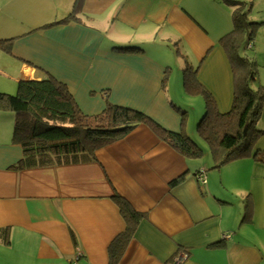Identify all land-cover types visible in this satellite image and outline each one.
<instances>
[{"label": "crops", "instance_id": "0c3cea01", "mask_svg": "<svg viewBox=\"0 0 264 264\" xmlns=\"http://www.w3.org/2000/svg\"><path fill=\"white\" fill-rule=\"evenodd\" d=\"M236 1L250 23H264V0ZM234 9L224 0H0V41L11 40L0 50V91L15 89L8 79L50 76L86 116L125 107L204 142L196 132L204 101L186 92L183 71L219 113L231 110L220 41ZM256 47L264 50V25L243 50ZM13 124L0 109V264H110L109 247L127 227L115 195L139 216L113 264H170L181 253L182 264H264V163L253 158L264 155V134L247 156L215 166L210 150L186 158L142 124L92 162L25 167Z\"/></svg>", "mask_w": 264, "mask_h": 264}, {"label": "trees", "instance_id": "16d2710c", "mask_svg": "<svg viewBox=\"0 0 264 264\" xmlns=\"http://www.w3.org/2000/svg\"><path fill=\"white\" fill-rule=\"evenodd\" d=\"M224 1L236 7L232 15L233 29L220 41L233 73L231 110L226 114L219 113L210 94L198 86L195 74L188 68L183 71L186 92L202 95L204 112L196 132L207 144L215 166L247 156L264 134V130L257 129L264 105V86L252 88L257 81L256 64L243 58L238 50L246 43L252 44L258 28L264 23H250L248 11L243 10L244 3ZM70 17L53 25L66 23ZM10 42L0 41V50L8 53ZM0 109L8 110L13 115L12 141L21 147V165L25 167L92 162L98 149L123 138L142 124L180 155L186 158H199L202 155V149L183 131H166L139 111L106 104L104 111L97 116L82 114L69 89L50 76L39 81H19L15 95L0 93ZM253 158L256 162L264 163V155L258 151ZM113 197L121 204L120 213L127 227L109 247L110 264L116 261V247L122 249L131 236L132 221L139 216L118 196Z\"/></svg>", "mask_w": 264, "mask_h": 264}, {"label": "rangeland", "instance_id": "374dc122", "mask_svg": "<svg viewBox=\"0 0 264 264\" xmlns=\"http://www.w3.org/2000/svg\"><path fill=\"white\" fill-rule=\"evenodd\" d=\"M255 12H257V11L255 10ZM244 46H245V44L241 48L240 54L242 55L243 58H246V59H249V60H253L255 62V64H256V70H257L256 79H257V81L252 84V88L255 89V88L258 87V85L264 86V50H262L261 48H257L256 47L254 49V51L247 53V51H245V49L243 50ZM178 68L179 67H172V72L175 73L176 76L178 75V72L180 71ZM4 82L5 83L7 82L6 79L4 80ZM8 82L10 83V85L14 86L15 89L13 91H11L12 93H8L7 91H5V92H1L0 91V93L7 94V95H15L16 94L17 84L14 83L11 79H8ZM183 105L186 107L185 104H183ZM200 109H201V107H199L198 110L194 111V113L190 110L188 115H190V117L194 120L195 115L197 114V112ZM193 130H194V124H193ZM192 140H194V142H196V144L199 145L200 148L202 147L201 149L203 150V155H202L201 159L204 160L207 157L210 158L209 154H205L204 153L205 151H207V153H209V151H208L209 148L207 147V145H205V143L202 142L199 138L198 139L197 138L196 139H192ZM206 161H207L206 163L210 162L208 160H206ZM210 165H212V162H210L209 166ZM228 167L229 166H227L225 168V170H228L229 169ZM210 171H213V170H210Z\"/></svg>", "mask_w": 264, "mask_h": 264}, {"label": "built area", "instance_id": "2783aa9c", "mask_svg": "<svg viewBox=\"0 0 264 264\" xmlns=\"http://www.w3.org/2000/svg\"><path fill=\"white\" fill-rule=\"evenodd\" d=\"M198 180L201 183H204V177L203 175H198ZM187 258L186 253H181L178 254L172 261L170 264H182Z\"/></svg>", "mask_w": 264, "mask_h": 264}]
</instances>
